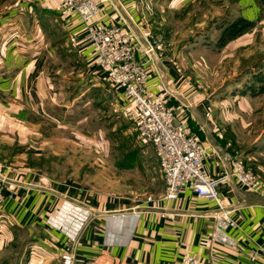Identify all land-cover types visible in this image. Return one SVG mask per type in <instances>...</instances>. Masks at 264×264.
I'll return each mask as SVG.
<instances>
[{"label":"crops","instance_id":"obj_1","mask_svg":"<svg viewBox=\"0 0 264 264\" xmlns=\"http://www.w3.org/2000/svg\"><path fill=\"white\" fill-rule=\"evenodd\" d=\"M59 1L0 0V26L4 28L0 34L20 27L26 42L25 48H15L10 43L1 57L4 61L1 74L8 73L6 76L10 80L7 85L0 86V114L7 116V124L11 125L9 131L18 142L13 163L19 164L22 172L12 174L21 180H17V184L7 183L1 187L4 194L11 191L13 195L6 196L0 203V264H61L60 254L68 245L74 246L75 264H179L185 252L203 262L212 259L214 264H264V251L257 258L250 254L258 246L264 249L263 128L242 141L246 147L238 154L240 158L244 154L253 164L249 166L255 168L263 182L260 191L250 192L235 179L218 186L221 201L232 209L230 217L235 225L228 233L237 247L213 239L216 204L196 197L189 187L181 190L173 200L164 199L163 190L161 196L146 204L133 197L105 199L102 193L89 190L72 177L61 179L49 170L43 172L36 163L29 167L23 164L27 157L38 158L49 153L42 151L43 145L59 143L58 148L50 152L56 154L69 141L64 138L66 133L49 130L50 125L70 126V118L65 117L61 123L47 114L48 119H44L37 99L44 89L42 75L44 78V73L55 75L47 61L57 59L50 27L56 25L54 21L57 22L58 17L61 21L57 22L58 26L76 55L87 62L94 58L85 23L76 16L61 19ZM98 2L100 14L95 20L117 24L130 35L137 58L148 68V88L165 92L167 103L175 109L176 116L185 120L190 132L213 152L204 160L205 171L218 174L227 163L224 157L236 153L232 148L235 147L234 122L230 116H224L223 120L214 117L209 95L202 94L192 79L187 80L196 71L191 63L198 56L196 50L203 52L201 47L218 51L247 42L264 23V0ZM1 16L5 20H1ZM12 17L14 20L9 21ZM156 29L164 30L170 43L167 51L159 54L158 69L143 53L144 35ZM181 40L184 47L178 46ZM94 72L105 78L102 71ZM48 78L46 76V81ZM47 87L53 106L65 107L66 102L76 99L71 86ZM113 90L124 104V115L132 119V102L124 97L121 88ZM239 121L247 125L246 132L250 133L248 127L252 119L240 118ZM77 136L82 140L81 135ZM35 137L39 139L37 144ZM155 155L158 166L156 152ZM19 158L23 160L17 162ZM7 246L11 248L8 252L11 257L6 256Z\"/></svg>","mask_w":264,"mask_h":264},{"label":"rangeland","instance_id":"obj_2","mask_svg":"<svg viewBox=\"0 0 264 264\" xmlns=\"http://www.w3.org/2000/svg\"><path fill=\"white\" fill-rule=\"evenodd\" d=\"M59 3L58 15L61 19L78 17L73 12L68 15L63 14L61 0ZM2 16L1 20H5ZM57 19L58 23L61 22L59 17ZM13 20L14 17L9 21ZM54 22L56 25L50 27V33L52 43L56 46L57 59L48 60L47 64L54 68L55 75L50 76V73H44L45 78L42 75L44 89L41 92V98L37 99L40 100L44 119H48L47 114L50 118L56 117L61 123H64L65 117L70 118V126L56 128L55 125H50L49 130V132L53 130V132L66 133L64 138L69 141L56 154L50 152L58 148L59 143L45 144L42 146V151L49 153H44L38 158L27 157L23 164L29 167L36 163L43 172L49 170L52 175L61 179L72 177L89 190L102 193L105 199L117 196L133 197L136 201L140 200L139 203L146 204L148 200L158 198L165 189V181L157 166L154 147L150 142L141 141L136 122L124 115L125 112L122 110L124 104L119 102L120 97L114 94L113 88L116 87L107 75L103 73L105 78L104 76L101 78L102 75L94 72L97 69L101 72L94 63V58L87 62L78 57L67 44L58 23ZM1 29L4 28L0 26ZM147 34L160 36L166 48L170 44L164 30L156 29ZM9 36L10 40H8ZM0 40L1 68L4 65L1 57L3 58L8 45L11 43L13 47L20 48L24 47L26 42L24 43L20 27L14 28L13 31H4L0 34ZM178 46L184 47L182 40ZM166 48L163 52L167 51ZM208 48L211 49V47ZM201 49L203 52L196 50L199 57L197 56V60L191 63L196 71L187 80L192 79L193 84L202 91V94L209 95V101L213 103L214 117L219 120H223L224 116L231 117L234 122L233 136L235 138V147L233 145L232 148L233 152H236L231 155L240 157L238 154H241L246 147L242 141L264 129V23L253 32L247 42L231 45L218 51H207V48L204 50L202 47ZM1 71L0 86H5L10 77H7L8 73H5L7 76L2 75ZM42 76L40 75V78ZM46 76L49 77L47 81ZM57 76H59L58 80ZM47 85H60L64 88L71 86L74 88L76 99L66 102L65 107L53 106L50 103ZM240 118L246 121L252 119V124L248 127V130L251 129L250 133L246 132L247 125L243 126L239 121ZM7 120L5 113L1 112L0 172L4 176V182H0V187L7 183L17 184V180H21L12 174L22 172L21 166L13 163L15 161L13 157L19 146L14 134L12 135L9 131L11 125L7 124ZM78 134L82 136V140L78 138ZM38 141L39 139L35 137L34 142L37 144ZM242 158L248 164V168L256 173L255 168L249 166L250 163L244 154ZM22 160L19 158L17 162ZM11 175L15 177V180L11 178ZM10 249L8 247L7 257H11V253H8L11 252ZM64 250H71L74 253V246L68 245ZM12 254L14 256V251Z\"/></svg>","mask_w":264,"mask_h":264},{"label":"built area","instance_id":"obj_3","mask_svg":"<svg viewBox=\"0 0 264 264\" xmlns=\"http://www.w3.org/2000/svg\"><path fill=\"white\" fill-rule=\"evenodd\" d=\"M61 2L63 14L73 12L85 23L96 66L132 102V119L138 126L139 137L141 141L152 144L158 157V166L165 181L163 198L176 199L181 190L189 187L196 197L214 201L216 213L213 239L220 244L237 247L235 239L228 233V229L235 225L230 217L232 209L221 201L218 186L235 179L246 190L259 192L263 185L260 177L236 155L224 157L227 163L218 174L206 172L204 160L213 152L190 132L185 120L176 116L175 109L167 103L164 91L154 92L148 88V68L145 62L137 58L136 47L130 35L123 32V28L117 24H104L95 20L100 14L98 0ZM165 48V42L160 36L144 35L143 53L156 65V69L159 54H163ZM0 180L4 182L2 172ZM12 195L11 191L4 194L0 187V203L6 196ZM262 251L263 247L258 246L251 251V257L257 258ZM60 260L61 264H75V255L71 250H64L60 254ZM179 264L214 263L212 259L203 262L192 253L185 252Z\"/></svg>","mask_w":264,"mask_h":264}]
</instances>
